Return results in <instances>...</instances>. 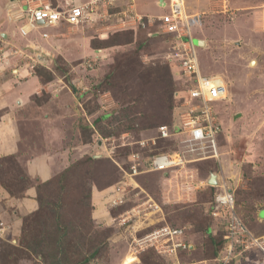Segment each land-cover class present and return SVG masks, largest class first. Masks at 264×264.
<instances>
[{
	"label": "rangeland",
	"instance_id": "1",
	"mask_svg": "<svg viewBox=\"0 0 264 264\" xmlns=\"http://www.w3.org/2000/svg\"><path fill=\"white\" fill-rule=\"evenodd\" d=\"M200 3L205 7L190 13H199L202 21L193 28L204 40L198 49L201 70L221 77L229 92V98L214 108L215 118L222 125V134L217 138L220 161L215 158L188 163L187 168L193 169L200 183L192 189L182 183L186 168L180 169V179L174 171L143 173L136 177L138 188L123 203L112 207L107 199L110 187L123 175L118 162L126 166L139 146L116 148L112 154L115 160L108 156L112 147L122 141L119 138L125 132L130 133L131 140H138L157 134L160 124L174 119L170 109L172 84L163 65L168 35L148 36L141 28L124 32L129 28L115 26L116 21L66 25L67 39L77 44H71L68 58L57 52L50 58L34 57L32 65L35 63L33 71L50 82V87H70L75 94L68 96L59 89L41 92L34 98L42 106L37 116L47 115L44 122H35L39 133L36 143L49 141L51 152L65 151L68 166L65 173L55 175L52 184L42 187L41 196L51 203L39 219L38 208L20 219V236L0 233V264H172L175 260L202 264L214 252L212 236L219 239L224 231V226H218L209 216L214 190L208 179L212 172L225 176L238 171L239 215L255 234L264 235V220L258 216V202L264 199V21L258 23L264 20V0ZM76 46L82 49L80 53ZM76 91H85L83 98H77ZM44 130L51 131L47 139ZM99 135L116 139L103 145L105 154L93 156L99 149ZM159 147L170 151L178 148V143L160 140ZM9 169L4 168L7 177L11 175ZM22 172L15 176H25ZM94 188L106 190L103 201L93 198ZM59 197L62 206L54 212ZM149 197L162 211L149 207ZM98 205L106 207L107 218L102 216L105 211L99 213ZM223 218L226 222L227 216ZM163 225L183 229L185 242L194 250L178 249L177 258L149 248L129 263L126 259L133 252L134 237ZM206 226L213 233L208 234ZM59 235L64 237L59 249L64 248L67 255L57 262L52 244ZM32 241L38 242L36 252L28 247ZM229 264L263 263L253 251L238 247Z\"/></svg>",
	"mask_w": 264,
	"mask_h": 264
},
{
	"label": "built area",
	"instance_id": "2",
	"mask_svg": "<svg viewBox=\"0 0 264 264\" xmlns=\"http://www.w3.org/2000/svg\"><path fill=\"white\" fill-rule=\"evenodd\" d=\"M118 1L88 0L74 3L68 8L41 4L27 10L30 25L41 22L45 25H57L62 20L71 25L116 21L118 24L114 23L115 26L139 29L146 28L157 20L160 22L159 29L151 36L168 35L167 55L164 61L170 64L173 74L181 80L180 87L174 92V98L177 100V106L173 108L174 119L169 124H160L156 129L157 134L138 140H131L128 138L130 133L125 132L119 138L122 141L112 147L108 153L111 158L118 147L136 144L139 146L138 150L130 155L126 166L118 162L123 175L110 187L107 199L112 207L123 203L129 194L138 188L136 177L143 173L174 171L178 172L176 175L178 179L180 169H188V163L212 157L220 161L217 138L222 134V125L215 118L214 108L218 103L228 99L226 82L218 75H206L201 70L199 46L195 42L193 28L201 25L202 21L199 13L188 11L185 0H169V11L153 17L140 12L135 0H126L121 6L117 5ZM116 7L119 8L115 9ZM43 35L48 36L47 33ZM2 56L3 53L0 55V61ZM114 139L116 137L99 135L98 141L96 140L97 143L99 142L98 154L96 151L93 156H98L99 153L105 154L103 145ZM166 139L177 141L178 148L170 151L161 149L159 140ZM212 174L217 175L216 184L209 183L208 179V184L216 187L212 216L218 222V226H224L225 235L220 255L214 259L202 260L204 262L202 264H229L238 247H243L246 252L253 251L264 264V235L255 234L239 215L236 190L224 174L218 172ZM183 176L182 183L185 188L200 186L193 169L186 170ZM148 204L153 211H162L151 197ZM223 215L227 216L226 222ZM133 242L134 248L131 253L135 258L139 252L149 248L166 256L177 257L178 249L193 247L185 242L183 229L170 225H163L144 235L134 237ZM172 264H198V262L182 263L175 260Z\"/></svg>",
	"mask_w": 264,
	"mask_h": 264
},
{
	"label": "crops",
	"instance_id": "3",
	"mask_svg": "<svg viewBox=\"0 0 264 264\" xmlns=\"http://www.w3.org/2000/svg\"><path fill=\"white\" fill-rule=\"evenodd\" d=\"M50 1L0 0V55L3 53L0 61V158L15 157L21 166L20 168H22L21 170L25 173V178L30 183L20 196H14L0 182V208L3 209L0 211V222L3 223L0 233L13 237H18L22 233V220L20 219L32 214L39 208L37 186L63 172L69 162V155L66 156L65 151L54 153L49 150V141L45 142L44 145L36 143L39 133H37L35 122L37 119L44 122L47 115H42L40 118L37 116L42 106L36 104L34 98L41 92H56L59 89L68 96L74 93L70 87L63 86L59 89L50 87V82H45L35 74L33 71L35 63L32 64L34 57L38 59L40 57L50 58L48 56H55L57 52L68 58L67 53L70 55L71 44H77L69 41L67 39L68 34L64 32L69 23L62 20L57 25H45L42 22L30 25L27 10L41 4L68 8L74 3H83L88 0H56L57 3L54 4ZM135 1L140 12L152 17L167 13L170 9L169 0ZM125 2L126 0H119L117 5L121 6ZM185 3L189 12L205 7L203 3H200V0H185ZM188 5L192 10H189ZM263 21L261 18L258 23ZM159 23L156 20L141 30H147V35L151 36L153 32L159 29ZM43 33H47L48 36L45 37ZM193 35L199 46L198 49H200L199 42L204 40L199 39L194 32ZM205 45L206 42H204ZM75 48L79 53L82 51L78 46ZM82 92L76 91L77 98H83L85 91ZM49 132L51 131L46 130L45 133L44 130L45 139H47L46 134ZM26 141L29 143H25ZM33 143H36V146H32ZM16 172H20L18 168ZM232 176L236 177L235 180L227 178H232ZM237 177H239L238 171L225 175L235 190L237 186H240ZM105 191L94 188L93 198L95 200L101 198L100 200L103 201ZM258 203L261 206L258 210V216L260 215V218L264 220V199ZM98 206H100L98 207L99 213L104 214L103 211H105V215L102 216L107 218L109 213L105 209L106 207Z\"/></svg>",
	"mask_w": 264,
	"mask_h": 264
},
{
	"label": "trees",
	"instance_id": "4",
	"mask_svg": "<svg viewBox=\"0 0 264 264\" xmlns=\"http://www.w3.org/2000/svg\"><path fill=\"white\" fill-rule=\"evenodd\" d=\"M130 29V30H129ZM129 29H123L124 32H127V31H131V30H134L132 28H129ZM123 31H119L120 34L123 33ZM131 33V32H130ZM119 33H117V35L119 36L120 35ZM110 43V41L107 42V44ZM165 66V68L167 69V72L169 74V79L171 80V84H172V90H171V95H170V101H171V108L173 110L174 106L177 104V100L174 98V92L177 88L180 87L181 85V80L179 79H176L174 74H173V71H172V68L170 66L169 63H165L163 64ZM102 118V117H101ZM104 118V117H103ZM98 122V121H97ZM160 142V140H159ZM164 150V149H163ZM93 157V156H92ZM92 157L90 156L89 158L92 159ZM94 158V157H93ZM95 159V158H94ZM208 159H215V158H208ZM208 159H202V160H198V161H203V160H208ZM6 164H5V163ZM10 162V163H9ZM6 167H9L10 169L8 171H10L11 175L10 176H6L5 174H3L4 172V168ZM15 167H19L18 168V171H21V168L18 164V162L16 161V158L13 157V156H7V157H3V158H0V182L5 186V188H7V190L12 194V195H21L23 193V191L27 188V185H28V180L25 178V176L23 175H20V176H15V175H19L15 173V171L17 169H15ZM66 171L64 170L63 172H61L62 174L65 173ZM23 173V172H22ZM4 175V176H3ZM54 178L53 177L52 179L44 182V183H41L39 185V189H38V201H39V209L36 211V214H37V217L39 219V217L42 215V213H44V211H47V208L48 206H50V203L51 201L47 202L45 201V199L41 196V189L43 186H46V185H50L52 184V182L54 181ZM212 190H214L215 192V189L216 187L213 186V185H209ZM214 192L212 193L213 196H212V201L210 203V207H209V216L211 218V220L213 221L214 220V217L212 216V210H213V207H214ZM60 197L58 199V205H56L55 209H54V212H58V209L60 208V206H62L60 203ZM62 201V200H61ZM52 210H53V207H52ZM55 214V213H54ZM26 223V221L24 222V224ZM2 225V224H1ZM207 227V226H206ZM205 230L208 232V234L213 233L212 229L210 227H207L205 228ZM63 235L65 236V231H62ZM62 235V236H63ZM224 235H225V230L222 231V233L220 234V237L219 239H217L216 237L212 236V242L213 244H215V249H214V252L212 254V257L211 258H208V259H214L215 257L219 256L220 255V250L223 246V243H224ZM62 236H57V239H56V243L52 244V249L53 251L55 252L56 251V254L58 256V254L60 255V257L58 258L57 256L56 257V261L57 262H60V261H63L65 260V256L67 255V251L64 249V248H61L59 249L60 245L63 244V239L64 237ZM35 244V246H34ZM38 242L37 241H32V242H29L28 243V247H31L32 250H34L35 252L38 250ZM65 245V244H64ZM34 246V247H33ZM37 247V248H36ZM40 249V248H39ZM194 249H188V250H182V251H185V252H192ZM55 259V258H54Z\"/></svg>",
	"mask_w": 264,
	"mask_h": 264
},
{
	"label": "water",
	"instance_id": "5",
	"mask_svg": "<svg viewBox=\"0 0 264 264\" xmlns=\"http://www.w3.org/2000/svg\"><path fill=\"white\" fill-rule=\"evenodd\" d=\"M203 41H201V43L199 42L200 45H202ZM209 183L211 184H216L217 183V175L216 174H212L211 177L209 178Z\"/></svg>",
	"mask_w": 264,
	"mask_h": 264
},
{
	"label": "bare ground",
	"instance_id": "6",
	"mask_svg": "<svg viewBox=\"0 0 264 264\" xmlns=\"http://www.w3.org/2000/svg\"><path fill=\"white\" fill-rule=\"evenodd\" d=\"M201 43V42H200ZM129 263L133 262L136 260V258L131 254L127 259H126Z\"/></svg>",
	"mask_w": 264,
	"mask_h": 264
}]
</instances>
